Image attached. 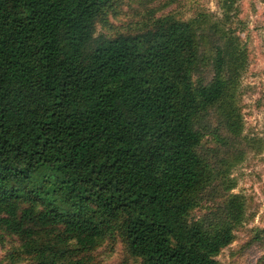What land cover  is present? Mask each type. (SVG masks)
<instances>
[{
	"label": "trees",
	"instance_id": "trees-1",
	"mask_svg": "<svg viewBox=\"0 0 264 264\" xmlns=\"http://www.w3.org/2000/svg\"><path fill=\"white\" fill-rule=\"evenodd\" d=\"M124 1L0 0V243L27 264H81L114 236L141 264H219L234 240L236 195L190 219L212 179L201 121L217 108L241 130L234 49L195 82L194 29L173 13L97 34Z\"/></svg>",
	"mask_w": 264,
	"mask_h": 264
},
{
	"label": "rangeland",
	"instance_id": "rangeland-1",
	"mask_svg": "<svg viewBox=\"0 0 264 264\" xmlns=\"http://www.w3.org/2000/svg\"><path fill=\"white\" fill-rule=\"evenodd\" d=\"M118 7L107 26L97 25V34L135 31L150 11L155 16L173 13L189 22L203 58L193 74L195 82L212 79L216 46L233 47L238 69L228 97L235 105L241 130L232 134L217 108H211L201 121L203 138L198 151L212 179L190 219L216 221L236 195L243 202L241 221L233 226V242L215 260L219 264H264V0H126ZM230 76V70L225 71L227 80ZM13 244L9 240L0 243V264H27ZM81 264L141 261L130 256L121 239L114 236L84 256Z\"/></svg>",
	"mask_w": 264,
	"mask_h": 264
}]
</instances>
